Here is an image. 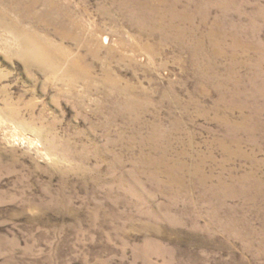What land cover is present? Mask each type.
I'll return each mask as SVG.
<instances>
[{"label":"rangeland","instance_id":"obj_1","mask_svg":"<svg viewBox=\"0 0 264 264\" xmlns=\"http://www.w3.org/2000/svg\"><path fill=\"white\" fill-rule=\"evenodd\" d=\"M0 264H264V0H0Z\"/></svg>","mask_w":264,"mask_h":264},{"label":"bare ground","instance_id":"obj_2","mask_svg":"<svg viewBox=\"0 0 264 264\" xmlns=\"http://www.w3.org/2000/svg\"><path fill=\"white\" fill-rule=\"evenodd\" d=\"M27 15L24 16L25 20L31 19ZM61 15H62L61 17L59 16V19H61L62 21L69 20L68 14H61ZM61 32H56L55 34L58 37H60L62 40L69 39V38L72 39L71 38L72 36H70V34H68L67 31H61ZM16 34L18 35H17V41L16 40L15 41L19 44V50L17 52V56L23 60L26 67L34 64V65L39 66L41 71L53 72L56 70V65H57L56 56H55L56 52L60 53L59 56L61 60L64 61L67 58L68 53H66L67 55L63 54L59 48L54 46L49 41L48 42L43 41L42 39H39V37H35V36L23 35V34H27L24 32H21V33L19 32ZM104 41H106V39H104ZM65 62H67L66 63V67H67L66 74H72L77 71L78 72L81 71L82 74H85L83 70L84 68L81 67V64H80V63H83L81 57L78 56L77 59L75 60H71V61L67 60Z\"/></svg>","mask_w":264,"mask_h":264}]
</instances>
